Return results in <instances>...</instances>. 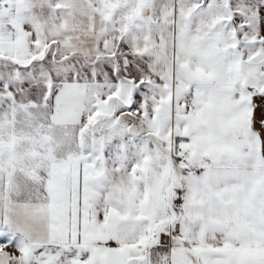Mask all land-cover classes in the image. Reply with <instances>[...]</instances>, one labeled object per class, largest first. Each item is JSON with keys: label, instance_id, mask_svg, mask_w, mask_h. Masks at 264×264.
<instances>
[{"label": "snow or ice", "instance_id": "1", "mask_svg": "<svg viewBox=\"0 0 264 264\" xmlns=\"http://www.w3.org/2000/svg\"><path fill=\"white\" fill-rule=\"evenodd\" d=\"M0 264H264V0H0Z\"/></svg>", "mask_w": 264, "mask_h": 264}]
</instances>
